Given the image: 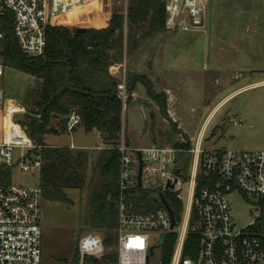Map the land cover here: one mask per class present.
Wrapping results in <instances>:
<instances>
[{
  "label": "built area",
  "instance_id": "obj_1",
  "mask_svg": "<svg viewBox=\"0 0 264 264\" xmlns=\"http://www.w3.org/2000/svg\"><path fill=\"white\" fill-rule=\"evenodd\" d=\"M96 1L99 0H0V18L11 13L20 50L29 57H42L47 48L48 29L64 23L75 11ZM118 1L127 18L130 0ZM208 7L209 0H165V32L201 33ZM3 37L0 30V40ZM4 73L5 66L0 61V77ZM117 90L125 106L130 99L125 81L118 84ZM165 92L171 108L172 94L169 90ZM4 106L5 94L0 89V110ZM219 109L208 115L194 146L184 132L178 133L180 139L175 143L169 141L163 145L156 141L144 148L129 147L122 134L117 147L120 153L117 264H161L163 245L159 248L157 245L163 235L166 239L170 234L177 235L170 264H264V234L260 227L264 220V149L255 152L203 149L205 132ZM168 113L176 123L169 108ZM80 124V116L71 114L68 134L72 135ZM232 124L238 125L241 121L233 119ZM14 136L15 142L0 141V264H41L43 190L39 183L21 185L13 184L12 180L15 171L40 177L42 146L34 142L23 125ZM186 144L189 148L183 147ZM69 149L84 151L73 143ZM100 150L103 148L97 147ZM140 191L149 192L157 199L153 208L137 204ZM160 194L174 213L173 228L170 211ZM231 194L243 196L250 204L252 223L241 228L236 225L229 201ZM170 199L182 205L179 218ZM193 213L197 219L191 226ZM190 229L199 232L200 240L195 254L186 256ZM78 251L82 258L80 264L87 256L100 258L106 252L104 240L86 235L81 238Z\"/></svg>",
  "mask_w": 264,
  "mask_h": 264
},
{
  "label": "rangeland",
  "instance_id": "obj_2",
  "mask_svg": "<svg viewBox=\"0 0 264 264\" xmlns=\"http://www.w3.org/2000/svg\"><path fill=\"white\" fill-rule=\"evenodd\" d=\"M115 14L123 15L120 1L99 0L75 11L67 20L70 27L91 28L97 22L108 21ZM248 48H257V51L251 52ZM159 49L173 56L179 55L178 63L197 62L194 71L197 80L205 79V75L208 78L203 85L186 81L182 89H178V80L185 78L186 71L179 68L173 70L175 75L172 76L174 79L169 88L172 90L171 97H175L172 107L175 111L174 124L177 133L170 124L164 123L163 119L168 121L166 115L161 114L159 108L151 104V100H147L143 83L153 85L156 93L165 94L167 115L171 119L168 113V95L161 91L158 84L155 89L149 78L147 64L142 65L140 71L137 63L142 56H146L147 61ZM204 54H209L204 58L206 60H194L195 57L200 59V55ZM120 63L126 64V70L117 79L118 82L125 81L127 86L130 84L134 87L129 92V101L123 106L122 134L126 143L132 147L150 146L147 135L155 123L157 135L160 136L157 137L158 144L166 145L169 141L175 143L180 139L178 133L184 132L194 146L200 128L213 106L224 100L227 94L264 80V0H209L205 28L201 33H155L141 41L132 55H127L124 51L122 60L115 64ZM210 75L211 78L208 77ZM0 89L5 94V106L3 111L0 110V141L15 142L14 135L18 127L27 122L34 102L40 98V81L5 67L4 76L0 77ZM233 119L240 120L241 124L233 125ZM146 126L147 135L140 139ZM75 130L72 135L61 130L60 136L48 135L46 143L64 146L74 143L79 149L91 154V161H94L101 151H97V147H103L100 136L96 132L85 134L82 128ZM202 148L239 152L264 149V84L239 91L220 107L205 132ZM86 174V184L82 191L65 190L72 203L43 198L41 264H73L71 248L78 247L82 237L95 235L103 239L101 231H95L88 226L91 166ZM39 182L38 175L21 171L13 173V184L28 185ZM229 201L232 217L239 228L254 221L250 213L251 206L243 196L231 194ZM181 220L182 217L180 222ZM260 227L264 234V220L260 222Z\"/></svg>",
  "mask_w": 264,
  "mask_h": 264
},
{
  "label": "trees",
  "instance_id": "obj_3",
  "mask_svg": "<svg viewBox=\"0 0 264 264\" xmlns=\"http://www.w3.org/2000/svg\"><path fill=\"white\" fill-rule=\"evenodd\" d=\"M165 0H130L127 18L112 15L106 22L92 25L94 44L88 48V34H79L80 27L64 23L51 26L47 31V48L42 57H29L19 48L13 33L11 13L0 18V61L40 81V98L22 124L37 145L42 146L43 162L40 186L43 198L72 203L65 190L82 191L87 170L92 178L88 194V226L103 233L106 252L100 258L85 257L83 264H117V198L120 153L117 151L123 132V105L117 96L118 80L110 74L111 65L122 60L124 51L132 55L140 42L155 33L165 32ZM127 29V30H126ZM127 31V34L125 32ZM147 96L158 106L174 132L176 125L167 115L165 94L156 93L153 85L143 83ZM128 92L134 87L128 84ZM76 113L86 134L98 133L103 143L94 161L86 151L69 147H51L45 143L47 135L57 129L67 131L64 117ZM216 132V130H215ZM179 146L178 144H174ZM189 148V144L183 145ZM189 166L187 158L186 169ZM137 204L153 208L157 199L149 192L140 191ZM134 202V197H133ZM177 218L182 205L170 199ZM192 215L191 226L196 221ZM258 233V231H256ZM177 235L170 234L160 249L161 264H170ZM198 231L189 230L185 255H194L199 244ZM73 264H79L78 247L71 248Z\"/></svg>",
  "mask_w": 264,
  "mask_h": 264
},
{
  "label": "crops",
  "instance_id": "obj_4",
  "mask_svg": "<svg viewBox=\"0 0 264 264\" xmlns=\"http://www.w3.org/2000/svg\"><path fill=\"white\" fill-rule=\"evenodd\" d=\"M236 46V45H235ZM234 48V47H233ZM236 49V48H234ZM236 50H240V48L236 49ZM248 50H251V52H256L257 51V48H248ZM260 52H263V51H260ZM209 54H204V55H200V59H198V57H195L194 60H201L202 58H207ZM179 56V55H178ZM177 55L173 56L171 55L170 53L168 54L166 51L164 50H157L153 55L149 56L147 58V61H146V56H142V58L140 57V59L138 60V67L140 71H142L141 69V66L142 65H146L147 64V68H148V74H149V78L150 80L153 82L154 86H155V89L157 88V84L160 86V89L161 91H165V90H169V91H172L169 87L170 83L173 81L174 76V72L173 70L175 68H179V69H184L186 72H185V78H179L178 80V89L183 87V84L184 82H193L194 83L196 82V84L198 83L199 85H203L204 82H207L208 78L207 76L205 75V79L203 78L202 80L199 79L197 80L196 78V75H194V71L196 70V66H197V62L196 63H193L192 61H188L186 63H178V57ZM202 56V57H201ZM206 60V59H204ZM200 62V61H199ZM194 67V69H193ZM204 69H206V64H204ZM126 70V64L125 63H120V64H113L111 65L110 67V74L116 78V79H120L121 76L123 75V73L125 72ZM196 74V73H195ZM194 77H193V76ZM211 78V75L208 76ZM194 78V80H193ZM204 80V81H203ZM217 80V79H216ZM157 82V83H156ZM210 82V81H209ZM218 82V80H217ZM264 84V80L263 81H260V82H257V83H254L252 85H247V86H244L243 88H240L236 91H233L229 94H227L224 98V100H222L221 102H219V104H216V106H213V108L211 109L210 113L214 110L216 111L219 107H221L231 96L237 94L239 91H242V90H245V89H248L250 87H255V86H258V85H263ZM160 89H158V91H160ZM160 91V92H161ZM173 101L175 100V97L173 96ZM223 99V98H222ZM147 100H151L149 97L147 98ZM151 104H154L156 105L152 100H151ZM174 103V102H173ZM173 106V105H172ZM157 109H158V106L156 105ZM169 110L174 114V119H175V111L173 109V107H169ZM194 112V111H193ZM209 113V114H210ZM208 114V115H209ZM208 117V116H207ZM206 117V118H207ZM164 123H166L167 125H169V122L168 121H165L163 119ZM205 122V121H204ZM203 122V124H204ZM202 124V126H203ZM201 126V127H202ZM80 129L81 127H77L76 129ZM201 129V128H200ZM148 130L147 126L145 127V133L142 134L140 136V139L142 137H145L147 134H146V131ZM150 133L147 135L150 142L151 143H154L157 141V137H160L157 135V128H156V125L155 123L153 124V127L150 129ZM76 130H74L75 132ZM73 132V133H74ZM64 133H66V131H64ZM85 133V132H84ZM86 134V133H85ZM98 134V133H97ZM53 135H58L60 136V130L57 129V132ZM99 135V134H98ZM100 136V135H99ZM48 135L45 137V143H46V139H47ZM136 138V137H135ZM134 138V139H135ZM138 139V137L136 138ZM47 144V143H46ZM74 144V143H73ZM48 146H51V147H69V146H64V145H61V144H47ZM75 145V144H74ZM76 146V145H75ZM129 147H132V146H129ZM103 148V147H102ZM134 148V147H132ZM104 149V148H103ZM74 151H77V150H74Z\"/></svg>",
  "mask_w": 264,
  "mask_h": 264
},
{
  "label": "water",
  "instance_id": "obj_5",
  "mask_svg": "<svg viewBox=\"0 0 264 264\" xmlns=\"http://www.w3.org/2000/svg\"><path fill=\"white\" fill-rule=\"evenodd\" d=\"M77 33L79 34H88V41L86 43V46L88 48H90L93 44H94V41H95V32L92 28L90 27H87V28H78L77 29ZM70 118V115L64 117L63 119L65 120H69ZM25 130L27 131L28 128L25 127ZM57 132V131H56ZM141 169H142V163L140 162V166H139V177H138V183H139V186L141 185V181H140V176H141ZM169 187H173V183H169L168 184ZM160 199L161 201L163 202V204L169 209L170 211V214H171V218H172V228L174 227L175 225V219H174V213L173 211L170 209L169 205L167 204V202L165 201V198L162 194H160ZM165 237L166 235H163L160 243L157 245V247H161L164 243V240H165ZM153 253V250H151V254Z\"/></svg>",
  "mask_w": 264,
  "mask_h": 264
}]
</instances>
